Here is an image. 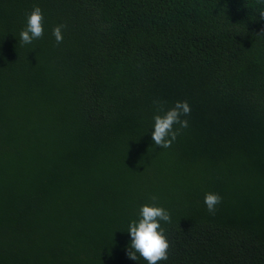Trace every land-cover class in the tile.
<instances>
[{
    "label": "trees",
    "instance_id": "1",
    "mask_svg": "<svg viewBox=\"0 0 264 264\" xmlns=\"http://www.w3.org/2000/svg\"><path fill=\"white\" fill-rule=\"evenodd\" d=\"M34 6L44 34L21 45ZM261 10L0 0V264H147L127 257V228L153 203L171 216L159 264H264ZM154 100L191 108L167 149L151 141Z\"/></svg>",
    "mask_w": 264,
    "mask_h": 264
},
{
    "label": "clouds",
    "instance_id": "2",
    "mask_svg": "<svg viewBox=\"0 0 264 264\" xmlns=\"http://www.w3.org/2000/svg\"><path fill=\"white\" fill-rule=\"evenodd\" d=\"M258 2L264 3V0H258ZM259 17L264 19V10L259 12ZM43 21V13L39 6H34L30 12L26 13L25 26L19 33L21 45L31 44L34 39L43 36ZM65 27L66 25L60 24L52 29V35L57 44L63 42L62 30ZM164 103L166 102L160 100L153 101L157 114L153 116L150 137L156 146L167 149L176 140L180 130L188 127L187 119L181 117L190 115L191 108L187 101H177L170 109H165ZM174 125L179 127L174 129ZM151 199L155 202L157 198L153 196ZM221 199L219 194L205 193L203 202L207 211L214 214ZM161 221L171 222L170 213L163 207L156 206L155 203L139 207L138 218L130 221L127 228L130 244L127 246L126 255L130 260L137 261L143 258L147 264H159L160 261L168 259L170 244L161 227Z\"/></svg>",
    "mask_w": 264,
    "mask_h": 264
}]
</instances>
